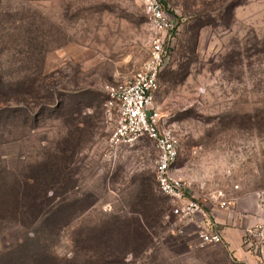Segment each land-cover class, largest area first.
<instances>
[{
	"label": "rangeland",
	"instance_id": "rangeland-1",
	"mask_svg": "<svg viewBox=\"0 0 264 264\" xmlns=\"http://www.w3.org/2000/svg\"><path fill=\"white\" fill-rule=\"evenodd\" d=\"M162 1L175 26L155 100L179 125L174 171L208 210L205 197L218 190L229 200L264 196V0ZM154 35L140 0H0V73H28L37 117L3 129L2 170L12 177L27 164L29 173L38 161L57 163L74 185L66 193L86 197L52 245L60 257L76 256L74 231L89 229L93 246L107 241L125 264H237L221 243L193 246V224L185 235L170 230L151 140L110 143L105 85L138 68ZM2 227L0 254L31 234Z\"/></svg>",
	"mask_w": 264,
	"mask_h": 264
},
{
	"label": "built area",
	"instance_id": "built-area-1",
	"mask_svg": "<svg viewBox=\"0 0 264 264\" xmlns=\"http://www.w3.org/2000/svg\"><path fill=\"white\" fill-rule=\"evenodd\" d=\"M147 13L148 21L155 32L151 40L149 56L130 75L105 85L104 110L114 123L110 143L114 147L134 144L148 138L154 144V177L158 191L169 198L170 213L173 215L171 231L186 234V225L193 224L196 242L203 246L219 243L220 230L214 228L209 219L215 208H229L233 203L222 190L208 194L211 202L206 209L191 193V182L174 171V163L180 154L178 124L168 121L161 113L155 100L159 88V73L166 62L165 38L175 26L162 0H140ZM236 186V184H235ZM244 241L259 248L264 242V225L248 226Z\"/></svg>",
	"mask_w": 264,
	"mask_h": 264
},
{
	"label": "trees",
	"instance_id": "trees-1",
	"mask_svg": "<svg viewBox=\"0 0 264 264\" xmlns=\"http://www.w3.org/2000/svg\"><path fill=\"white\" fill-rule=\"evenodd\" d=\"M33 91L34 82L28 80V73L14 78L0 73V136L10 123L28 126V122H35L37 117L28 101ZM71 95L74 96L70 94L69 99ZM56 165L38 161L29 173L27 164L20 174L10 177L4 174L0 159V230L5 223L17 225L23 231L31 230L10 251L0 254V264H125L120 249L107 241L93 246L94 237L89 229H76L71 238L78 258H64L53 252L52 245L61 230L76 213L84 211L83 203H88L86 197L81 201L66 193V186L74 185L70 184V176L66 179L69 186L64 185L60 178L62 170ZM64 188L65 191H59Z\"/></svg>",
	"mask_w": 264,
	"mask_h": 264
},
{
	"label": "crops",
	"instance_id": "crops-1",
	"mask_svg": "<svg viewBox=\"0 0 264 264\" xmlns=\"http://www.w3.org/2000/svg\"><path fill=\"white\" fill-rule=\"evenodd\" d=\"M232 198L229 208H215L209 217L222 234L219 243L237 264H264V242L255 248L243 239L246 227L264 225V196L254 192Z\"/></svg>",
	"mask_w": 264,
	"mask_h": 264
}]
</instances>
